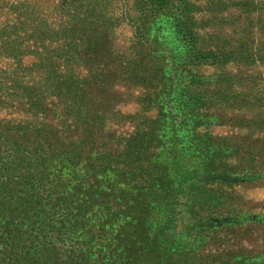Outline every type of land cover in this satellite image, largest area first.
Instances as JSON below:
<instances>
[{"label": "trees", "instance_id": "1", "mask_svg": "<svg viewBox=\"0 0 264 264\" xmlns=\"http://www.w3.org/2000/svg\"><path fill=\"white\" fill-rule=\"evenodd\" d=\"M110 3L88 0L82 17L66 30L33 37L62 44L53 49L62 65L52 58L37 68L46 73L42 81L27 84L11 77L10 85H0V94L43 120L0 123V264H188L178 259L188 258L193 242L206 241L221 225L240 218L219 210L214 186L235 184L240 177L216 167L218 158L231 154L226 145L197 132L207 120L195 116L193 102L180 106L181 115H143L132 136L117 139L107 134L101 113L108 101L98 98L111 87L78 79L73 69L89 65L92 75L103 60L113 62L114 31L127 19L137 43L121 65L126 81L144 88L147 111L170 97L168 87L176 81L166 77L153 32L169 24L190 52L187 62L208 58L197 53L195 5L135 0L123 18H111ZM87 43L94 48L84 54L80 48ZM183 125L190 131L187 149L178 133ZM167 127L170 137L161 135ZM152 227L158 229L153 236Z\"/></svg>", "mask_w": 264, "mask_h": 264}, {"label": "rangeland", "instance_id": "2", "mask_svg": "<svg viewBox=\"0 0 264 264\" xmlns=\"http://www.w3.org/2000/svg\"><path fill=\"white\" fill-rule=\"evenodd\" d=\"M87 1L0 0V85H10L11 77L27 84L42 81L46 73L37 68L43 60H51L53 49H59L62 44L46 39L40 42L33 37L66 30L82 17V6ZM110 1L107 14L111 18H123L135 2ZM190 1L197 9V53L208 55L206 60L196 65L187 62L190 52L169 24L152 33V38L158 40L153 48L159 53L157 57L166 77L176 80L168 87L170 97L160 98L145 111L144 88L137 81H126L127 68L121 62L134 53L137 43L127 19H122L114 31L113 62L103 60L92 75L89 65L75 64L74 73L78 79L94 78L98 84L104 81L111 87L109 91L101 90L98 98L108 101L101 113L106 117L107 134L117 139L132 136L143 115L152 119L169 111L181 115L180 106L193 102L195 116L207 120L197 132L209 134L217 143L226 145L231 154L218 158L216 167L230 169L240 177L235 184L214 186L220 198L219 210L223 216L240 218L230 220L236 224L221 225L206 241L193 242V252L178 261L264 264V0ZM93 48V44L87 43L80 51L88 54ZM53 61L63 64L61 60L53 58ZM21 70L35 71L30 75ZM3 100L0 123L43 122L28 114L27 107L22 108L16 100L5 95ZM47 121L55 124L51 118ZM182 127L178 133L187 149L189 126ZM161 135L170 137V127L163 129ZM157 230L151 228L152 236Z\"/></svg>", "mask_w": 264, "mask_h": 264}]
</instances>
